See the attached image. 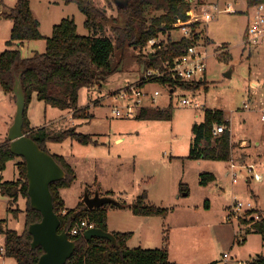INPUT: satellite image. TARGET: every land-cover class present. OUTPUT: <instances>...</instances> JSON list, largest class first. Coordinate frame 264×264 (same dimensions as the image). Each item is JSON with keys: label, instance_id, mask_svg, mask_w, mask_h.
Masks as SVG:
<instances>
[{"label": "rangeland", "instance_id": "rangeland-1", "mask_svg": "<svg viewBox=\"0 0 264 264\" xmlns=\"http://www.w3.org/2000/svg\"><path fill=\"white\" fill-rule=\"evenodd\" d=\"M31 1L36 19L41 22V30L47 37L52 35L53 26L64 19H74L80 35L92 34L85 27L86 16L76 4L66 5L61 0ZM16 2L1 0L0 10L2 3L12 8ZM191 3V11L195 15L200 17L207 11L215 16L208 23L194 22L200 37L197 41H208L213 55L209 58L203 84L195 88L176 87L173 93L168 86L161 87L156 82L144 85L147 93L162 92L157 104H151L148 99L146 102L152 108H170V119L141 120L136 115L117 116L113 112L115 108L126 106L117 94L143 78L138 58L141 49L134 47H116L110 60L112 73L99 83L80 89L77 107L86 114L74 117V123L66 120L69 113L74 115L73 109L55 108L37 98L28 106L26 117L28 119V114H32L34 124L40 128L47 126L46 131L50 135L74 129L78 134L91 137L88 144H82L73 137L60 142L49 140L46 144L50 155L64 157L75 170L73 184L60 191L68 210L76 209L86 194L93 196L98 192L124 204L125 210L106 206L108 212L111 210L110 218L116 225L131 233L128 248L161 249L166 246L175 264H226L224 254L230 256L228 264H236V261H243L236 256V251L244 257L246 245L237 240L231 249L220 239L228 230L225 226L238 227V218L247 210L236 212V217L228 221V207L236 197L245 203L251 202L253 210H257L256 201L258 207L264 209V170L256 166L259 158L264 159V41L256 46L244 43L246 29L251 22L246 0H192ZM94 4L121 19L115 5L108 8L106 0H94ZM10 23L7 19H0V54L8 49L6 42L11 36ZM107 31V35L112 37L109 28ZM168 36L174 42L184 38L179 27L160 35L159 39L166 42ZM220 45L225 46L224 50ZM23 53L30 55L26 50ZM114 96L117 97L114 99ZM185 98L205 104V108L184 106L181 101ZM12 104L16 106L0 87V135ZM206 110L224 112L231 123L234 141L247 142L244 149H239L240 145L235 143L238 147L234 150L233 162L253 165L255 172L263 176L261 182L250 179L246 168H243L237 170L238 183L234 184L228 163L190 158L192 130L194 125L204 121ZM15 160L18 163L21 158L16 157ZM14 173H18L17 169L10 162L6 180L13 181ZM203 174H214L215 180L203 186ZM182 186H186L189 193H181ZM144 192L148 194V202L169 209L166 218L151 217L144 225L136 222L129 208ZM1 199L9 200L0 189V220H6L9 229L22 233L25 213H19L16 218L8 212L7 205L1 204ZM19 206L24 210L26 200L20 199ZM121 214L127 215L119 220ZM219 223L226 225L218 228ZM239 235L245 234L241 232ZM3 246L4 239L1 238L0 248ZM249 246L255 248L257 244ZM0 264L15 263L0 257Z\"/></svg>", "mask_w": 264, "mask_h": 264}, {"label": "trees", "instance_id": "trees-1", "mask_svg": "<svg viewBox=\"0 0 264 264\" xmlns=\"http://www.w3.org/2000/svg\"><path fill=\"white\" fill-rule=\"evenodd\" d=\"M1 1V0H0ZM65 4H76L78 9L86 16L85 27L92 34L82 36L78 33V26L74 19H64L53 27L50 37L43 36L40 31V22L33 15L30 0H18L15 7H7L2 3L1 18L12 20L13 26L10 39L6 42L8 49L0 55V87L16 102L14 86L18 78L26 94V109L24 116V132L32 138L39 147L48 152L46 144L49 140L63 141L73 137L82 144L90 143L91 137L78 134L74 129H68L59 135H50L46 128L34 129L30 127L27 119V108L33 95L39 101L45 102L62 110L73 109L74 117L82 116L85 111L77 107L79 91L84 86H93L112 73L110 64L115 48L125 49L134 47L141 49L138 55L141 69L161 68L164 70L166 63L184 55L187 48L197 41L199 33L196 23L192 28V39L182 38L174 42L170 36L167 41L162 40L161 48L153 54L146 56L142 53L148 42L160 35L170 33L175 29L178 20L187 22L190 17L192 3L190 0H106L108 8L116 6L121 17H113L107 9H98L94 0H62ZM202 2V0H199ZM248 7L255 4V0H246ZM110 29L112 37L107 35ZM115 43H114V40ZM44 40V52L34 51L25 56L22 46L26 43ZM143 72V71H142ZM141 78L136 84H145ZM162 85L195 88L199 84H184L173 82L165 77ZM196 85V86H195ZM172 116L170 108H141L136 117L141 120L159 119L167 120ZM215 126H224V133L216 136L213 133ZM230 122L224 112L206 110L204 121L196 124L192 130V145L190 158L193 160H207L229 162L233 159L235 146L232 143ZM55 161L65 171L63 180L53 183L50 187L53 196L54 210L58 215L61 226L59 232L73 229L76 223L83 219L91 221L95 228L108 232V206L89 209L84 202H80L76 209L68 210L60 191L69 188L76 179L74 168L59 155H52ZM16 156L10 151V144H0V173L4 172L10 161ZM243 161V160H242ZM18 179L0 184L2 194L9 198L8 212L16 218L19 213H25V229L22 233L9 229L6 220H0V235L5 237V257L14 259L17 264H36L43 255L42 247L32 248L33 237L29 233L32 224L42 220V215L31 207L28 194L27 167L24 159L17 163ZM215 180L214 174H203L201 185L207 186ZM189 193L186 186L181 187V193ZM94 196V195H93ZM26 200L24 210L20 209L19 200ZM111 205L123 208L124 204ZM133 214L143 217H164L169 214V209H164L148 202V194L144 192L130 206ZM65 212V213H63ZM258 214V218H255ZM241 227H244L245 240L249 234L261 235L264 239V216L259 210H247L239 218ZM117 244L102 238H92L87 241L84 236L71 238L76 243V250L66 264H173L169 260L166 246L161 249H143L127 247L131 233L114 232ZM166 241V239H165ZM258 261L264 264V257Z\"/></svg>", "mask_w": 264, "mask_h": 264}, {"label": "built area", "instance_id": "built-area-1", "mask_svg": "<svg viewBox=\"0 0 264 264\" xmlns=\"http://www.w3.org/2000/svg\"><path fill=\"white\" fill-rule=\"evenodd\" d=\"M237 2L244 0H235ZM232 10V9H231ZM251 11V22L249 23L245 36L244 43L249 46L259 45L264 40V0H255V4L250 7ZM190 19L187 22H182L180 20L177 21L175 27H179L184 34L185 38H193L192 28L190 27L196 21H204L208 23L209 21L215 18L214 15H211L209 12L204 11L202 15L199 17L194 14L193 11L188 12ZM162 40L159 38L151 39L147 46L142 49V53L146 56H153L158 49L161 48ZM225 46L220 45V49L224 50ZM141 52V50H140ZM213 55L210 53V43L205 40L202 41H194L185 51L184 55L175 59L171 64L166 63L164 70L161 68H149L144 69L143 78L147 81H155L161 87H164L160 82L168 77L173 82H180L186 84H194L199 82H203L204 77L207 73L208 69V61L209 58ZM168 90L170 93L175 92L173 88L169 85ZM162 92L154 91L153 94L147 93L144 91V87L141 86V83L130 85L129 88L121 91L117 96H114L120 100L126 102V106L124 108H115L113 112L117 116H132L136 115L138 111L143 107H150L146 103V99L150 101L151 104L155 105L158 102V98L161 96ZM181 104L184 106H190L196 109L205 108V104L195 103L190 101L189 99H183ZM264 119V116H263ZM224 126H215L213 133L218 136L224 133ZM246 168L250 179H254L255 181H261L262 176L255 172L253 165H240L230 161V169L229 175L232 178L234 184L238 183V174L237 170H242ZM254 206L251 202L245 203L235 197L233 200V204L228 207L229 215L228 219L230 221L236 217V212L238 211H246L253 210ZM232 217V219H231ZM95 228V225L89 221L88 219L80 220L76 223L73 229L68 233L69 238H74L78 236H84L85 232ZM238 242L243 243V236L238 237ZM5 256L4 247L0 248V257ZM230 260V256L228 254H224V261L227 263ZM237 264H261L258 259H252L250 261H236Z\"/></svg>", "mask_w": 264, "mask_h": 264}, {"label": "water", "instance_id": "water-1", "mask_svg": "<svg viewBox=\"0 0 264 264\" xmlns=\"http://www.w3.org/2000/svg\"><path fill=\"white\" fill-rule=\"evenodd\" d=\"M144 68L145 66L142 67L143 72ZM14 95L17 110L14 122L8 132L7 141L10 144V151L16 157L24 159L26 163L31 207L42 215L40 222L29 227V233L33 237L32 248L42 247L44 250L36 264H66L76 250V243L69 238L67 232H59L61 222L54 210L50 189L53 183L63 180L66 173L52 155L43 151L24 132L26 94L20 78L15 82ZM83 202L89 209L120 204L118 200L101 196L98 192L94 196L86 194ZM84 237L87 241L96 237L117 244L113 233L98 228L86 231Z\"/></svg>", "mask_w": 264, "mask_h": 264}, {"label": "crops", "instance_id": "crops-1", "mask_svg": "<svg viewBox=\"0 0 264 264\" xmlns=\"http://www.w3.org/2000/svg\"><path fill=\"white\" fill-rule=\"evenodd\" d=\"M18 1V0H17ZM62 1V0H61ZM63 2V1H62ZM191 2H192V0H191ZM17 3V2H16ZM64 3V2H63ZM30 4H31V9H32V12H33V15H34V17L36 18V16H35V13H34V11H33V8H32V1L30 0ZM67 5V4H66ZM70 5V4H69ZM1 10H0V14H1ZM250 15H251V12H250ZM0 19L2 20V19H5V18H1L0 17ZM7 20H9V19H7ZM11 23H10V28H11V30H12V26H13V22H12V20H9ZM40 24H41V22H40ZM41 27H42V25L40 26V31H41V34L43 35V36H46V35H44V33L42 32V30H41ZM54 27V26H53ZM47 37V36H46ZM264 41V40H263ZM262 41V42H263ZM261 42V43H262ZM260 43V44H261ZM39 45H41L42 47H44V49L43 50H41L40 49V46ZM45 48H46V42L44 41V40H40V41H35V42H30V43H26L25 45H23L22 46V49L23 50H26L29 54H31L32 52H34V51H39V52H44V50H45ZM4 52V51H3ZM2 52V53H3ZM1 53V54H2ZM0 54V55H1ZM205 77H206V75H205ZM2 89V88H1ZM3 90V89H2ZM4 92V91H3ZM5 93V92H4ZM6 94V93H5ZM8 96V95H7ZM37 98V95L36 94H34L33 95V98H32V101H31V103L34 101V99H36ZM38 100V99H37ZM147 101V100H146ZM30 103V104H31ZM147 103V102H146ZM15 105H16V102H15ZM30 106V105H29ZM14 106H13V104H12V108L10 109V110H8L7 112V114H6V122H5V124H4V126H3V130H2V133H1V138H0V144L1 143H4V142H7V137H8V132H9V129H10V127L12 126V124H13V122H14V118H15V115H16V110H17V107L15 106L14 108H13ZM28 108H30V107H28ZM28 113H29V109H28ZM67 119V121L69 120V122H73L74 123V116H73V114L72 113H69L68 114V116L66 117ZM28 119H29V123H30V127L31 128H34V129H39L40 127H38V125L37 124H34V121H33V115L32 114H30V116H29V114H28ZM227 119V118H226ZM262 120H264L263 119V117H262ZM229 121V120H228ZM230 122V121H229ZM231 124V123H230ZM45 128H47V126H44ZM230 131H231V138H232V143L234 144V146H235V149H236V147H238L236 144H239L240 146H239V149H244V148H246L247 146H248V144H247V142L245 141V140H242L241 142H236V141H234V136H233V129H232V127L230 126ZM236 143V144H235ZM258 145H260V143H258ZM234 149V150H235ZM242 155H244V154H242ZM245 156V155H244ZM234 157V156H233ZM233 160V159H232ZM231 160V161H232ZM200 161H203V160H200ZM207 161V160H206ZM12 164H14L15 165V169H17V161L16 160H13V161H10ZM9 162V163H10ZM219 162V161H218ZM242 162H244V160L242 161ZM246 162H247V158H246ZM9 163H8V165H9ZM223 163H228L229 165H230V161L229 162H223ZM256 166H257V168H259V170H264V159L261 157V158H259L258 159V162L256 163ZM7 170H8V166H7V168H6V170L4 171V172H2V173H0V184L1 183H3V182H12V181H8V180H6V178H5V173L7 172ZM17 172H18V170H17ZM228 173V172H227ZM259 175H261L260 173H258ZM14 175L16 176L15 178H14V180L13 181H15V180H17L18 179V173L16 174V173H14ZM262 176V175H261ZM262 180H263V176H262ZM261 180V181H262ZM260 181V182H261ZM258 182V181H257ZM0 189H1V187H0ZM95 195V194H94ZM101 196H104V195H101ZM255 197V196H254ZM1 204H5V205H7V208H9V200L8 199H1ZM258 201H256V205H255V207L257 208V210H259L261 213H262V215L264 216V209L261 207H258ZM130 209V208H129ZM8 210V209H7ZM119 210H125V209H123V208H119ZM131 210V209H130ZM132 211V210H131ZM110 213H111V210L108 212V222H107V226H108V231L109 232H111V233H114V232H118V233H124L125 231L124 230H126V229H124V227H121V226H119L118 227V225H116V223H115V221L114 220H112V218H110L111 216H110ZM125 215H127V214H121V215H119L118 217H119V220H120V218L121 217H124ZM134 215V214H133ZM134 217L136 218V222L138 221L139 223H142L143 222V225L144 224H148V222H149V219H151V217H143V216H136V215H134ZM228 221H230L229 219H228ZM222 225H226L225 223H219V224H217V227L219 228V227H224V226H222ZM228 230H226V231H224L223 232V230H220V232L222 233H225V234H223V238L222 239H220L221 240V243L222 244H225V245H228L229 247L231 246V249H233L234 248V244L237 242V239H238V237H240L241 235H239L241 232H243V230H244V227H241V225L239 224L238 225V227H233L232 226V228H229V227H227V226H225ZM128 232H130V231H128ZM126 233V232H125ZM244 233V232H243ZM132 235L133 236H135V234L132 232ZM4 239L5 240V237L3 236V235H0V239ZM131 240V239H130ZM129 240V241H130ZM128 241V242H129ZM254 243H256L257 244V246L255 247V248H251L249 245H253ZM243 245H246L245 246V249H247V252H245V254H244V257H242L241 255H240V253L238 252V251H236V256H238L240 259H242L243 261H250V260H252V259H258L260 256H263L264 257V239L262 238V236L261 235H258V234H251L249 237L247 236L246 237V239L243 241V243H242ZM4 260H12V261H14V263L15 264H17L16 263V261L14 260V259H11V258H7V257H5V256H3L2 257ZM169 260H170V262L171 263H173V261H171V259H170V257H169ZM224 261V260H223ZM241 261V260H240ZM225 262V261H224ZM226 263V262H225ZM229 262H227L226 264H228ZM173 264H175V263H173ZM237 264V263H236Z\"/></svg>", "mask_w": 264, "mask_h": 264}]
</instances>
